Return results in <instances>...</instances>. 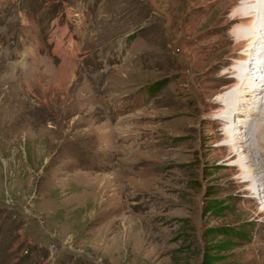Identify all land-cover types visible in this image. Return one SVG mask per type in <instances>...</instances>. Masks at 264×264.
<instances>
[{
  "label": "rangeland",
  "instance_id": "rangeland-1",
  "mask_svg": "<svg viewBox=\"0 0 264 264\" xmlns=\"http://www.w3.org/2000/svg\"><path fill=\"white\" fill-rule=\"evenodd\" d=\"M229 1L0 0V264H201L223 226L227 261L264 264L260 207L203 145Z\"/></svg>",
  "mask_w": 264,
  "mask_h": 264
},
{
  "label": "bare ground",
  "instance_id": "bare-ground-1",
  "mask_svg": "<svg viewBox=\"0 0 264 264\" xmlns=\"http://www.w3.org/2000/svg\"><path fill=\"white\" fill-rule=\"evenodd\" d=\"M218 12L214 36L200 43L218 44L219 55L207 76L216 80L209 84L216 97H206L210 114L203 136L206 141L219 140L215 159L227 166L228 174L238 173L229 179L238 189L236 199L260 207L264 226V0H230ZM183 128L186 135H194L187 124ZM235 130L240 135L235 136ZM206 141L204 147L213 145Z\"/></svg>",
  "mask_w": 264,
  "mask_h": 264
},
{
  "label": "trees",
  "instance_id": "trees-1",
  "mask_svg": "<svg viewBox=\"0 0 264 264\" xmlns=\"http://www.w3.org/2000/svg\"><path fill=\"white\" fill-rule=\"evenodd\" d=\"M225 211V204L218 198H209L204 206V212L221 216ZM244 230L242 228H234L223 226L220 232H214L210 229L208 235H216L217 237L206 243L201 264H242L237 262H229L226 259V254L235 249L238 245L234 242L235 239H244Z\"/></svg>",
  "mask_w": 264,
  "mask_h": 264
}]
</instances>
